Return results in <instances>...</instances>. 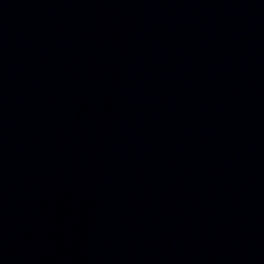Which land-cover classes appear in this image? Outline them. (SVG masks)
Here are the masks:
<instances>
[{"label": "water", "instance_id": "obj_1", "mask_svg": "<svg viewBox=\"0 0 264 264\" xmlns=\"http://www.w3.org/2000/svg\"><path fill=\"white\" fill-rule=\"evenodd\" d=\"M0 264H264V0H0Z\"/></svg>", "mask_w": 264, "mask_h": 264}]
</instances>
